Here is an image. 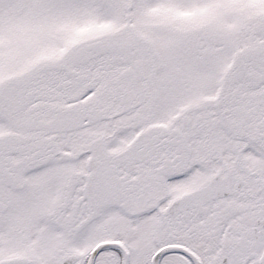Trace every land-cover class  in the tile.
<instances>
[{"label": "snow or ice", "instance_id": "obj_1", "mask_svg": "<svg viewBox=\"0 0 264 264\" xmlns=\"http://www.w3.org/2000/svg\"><path fill=\"white\" fill-rule=\"evenodd\" d=\"M0 264H264V0H0Z\"/></svg>", "mask_w": 264, "mask_h": 264}]
</instances>
